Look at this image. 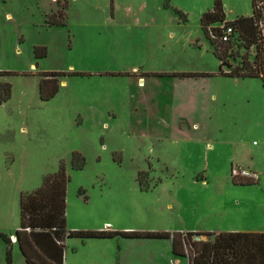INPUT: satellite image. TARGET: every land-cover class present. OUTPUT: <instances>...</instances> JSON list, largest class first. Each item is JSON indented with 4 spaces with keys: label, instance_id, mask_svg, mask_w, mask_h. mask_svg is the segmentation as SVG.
<instances>
[{
    "label": "rangeland",
    "instance_id": "374dc122",
    "mask_svg": "<svg viewBox=\"0 0 264 264\" xmlns=\"http://www.w3.org/2000/svg\"><path fill=\"white\" fill-rule=\"evenodd\" d=\"M220 1L227 23L251 13ZM212 5L0 0V264H25L19 195L59 164L68 232L264 233V91L220 73L200 25ZM51 72L63 75L42 100ZM64 264L187 262L165 240L115 235L66 238Z\"/></svg>",
    "mask_w": 264,
    "mask_h": 264
},
{
    "label": "trees",
    "instance_id": "16d2710c",
    "mask_svg": "<svg viewBox=\"0 0 264 264\" xmlns=\"http://www.w3.org/2000/svg\"><path fill=\"white\" fill-rule=\"evenodd\" d=\"M251 13L232 22L224 21L220 0H213L210 10L201 14L200 25L209 40L212 53L219 61L220 73L238 79H259L264 91V0H250ZM231 26L228 41L219 39V26ZM216 25L214 28L211 26ZM244 49L240 63L230 62L233 50ZM253 49L252 59L248 50ZM225 69V72L222 69ZM60 73H44L39 83V96L48 100L59 86ZM181 77L185 75H179ZM6 87L4 97H8ZM0 92H2L0 90ZM76 160L80 162L76 163ZM72 166L81 169L82 159L72 154ZM68 177L62 164L55 173L42 179L40 188L19 195V229L15 240L25 264H64V241L81 239L124 238L169 240L174 257L186 258L187 264H264V233H168V232H68L65 224V191ZM204 237V238H202ZM8 244L9 240L4 239ZM9 264V254H7Z\"/></svg>",
    "mask_w": 264,
    "mask_h": 264
},
{
    "label": "built area",
    "instance_id": "2783aa9c",
    "mask_svg": "<svg viewBox=\"0 0 264 264\" xmlns=\"http://www.w3.org/2000/svg\"><path fill=\"white\" fill-rule=\"evenodd\" d=\"M218 28L220 30L219 39L221 40V42L228 41L229 37L233 33L232 27L231 26H225L224 24H222ZM235 176L236 177H242V178H250L251 177V175L244 170L236 172Z\"/></svg>",
    "mask_w": 264,
    "mask_h": 264
},
{
    "label": "crops",
    "instance_id": "0c3cea01",
    "mask_svg": "<svg viewBox=\"0 0 264 264\" xmlns=\"http://www.w3.org/2000/svg\"><path fill=\"white\" fill-rule=\"evenodd\" d=\"M187 232H193L194 233V231H187ZM187 232H180V233H187ZM197 233V232H196ZM203 233H213V232H203ZM217 233H221V232H217ZM215 234V233H214ZM13 240L16 242V240H15V237L13 238ZM165 241H167L168 243H169V248H170V251H171V246H170V241L169 240H165ZM172 254V253H171ZM173 256V255H172ZM174 257V256H173ZM175 258H179V257H175ZM186 262H187V260H186Z\"/></svg>",
    "mask_w": 264,
    "mask_h": 264
}]
</instances>
